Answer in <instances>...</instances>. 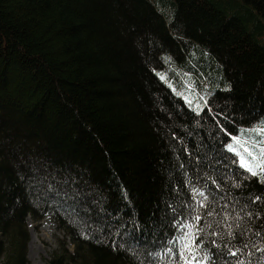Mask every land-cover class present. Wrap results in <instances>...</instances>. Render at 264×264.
<instances>
[{"label": "trees", "instance_id": "16d2710c", "mask_svg": "<svg viewBox=\"0 0 264 264\" xmlns=\"http://www.w3.org/2000/svg\"><path fill=\"white\" fill-rule=\"evenodd\" d=\"M261 124L264 0H0V264H29L28 217L72 246L47 264H264V187L227 149Z\"/></svg>", "mask_w": 264, "mask_h": 264}, {"label": "rangeland", "instance_id": "374dc122", "mask_svg": "<svg viewBox=\"0 0 264 264\" xmlns=\"http://www.w3.org/2000/svg\"><path fill=\"white\" fill-rule=\"evenodd\" d=\"M155 72L171 92L195 112H201L208 105L212 89L209 88L204 75L205 79L196 71L187 68L186 59H174L172 64L165 63ZM245 148L248 151H245ZM227 149L237 156L238 163L243 169L251 174L256 173L255 176L264 187V124L239 129V132L229 139ZM27 228L29 264H47L52 254L57 251L60 241H67V247L72 250L65 233L59 230L57 223L49 217L38 222L28 217Z\"/></svg>", "mask_w": 264, "mask_h": 264}, {"label": "snow or ice", "instance_id": "6c2138e0", "mask_svg": "<svg viewBox=\"0 0 264 264\" xmlns=\"http://www.w3.org/2000/svg\"><path fill=\"white\" fill-rule=\"evenodd\" d=\"M237 143H239V142H237ZM245 151H248V149L245 148ZM249 154L251 155V153H249ZM245 166H247V164H245ZM249 171H251V168H249ZM252 174L255 175L256 173L253 172ZM186 247H187V246H186ZM235 254H236V253H234V252L232 253V255H235ZM205 258H207V257H205ZM186 264H191V262H190V261H187Z\"/></svg>", "mask_w": 264, "mask_h": 264}]
</instances>
